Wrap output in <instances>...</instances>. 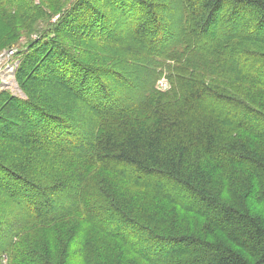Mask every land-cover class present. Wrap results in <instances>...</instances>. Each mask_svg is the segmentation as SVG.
Listing matches in <instances>:
<instances>
[{
    "label": "trees",
    "instance_id": "16d2710c",
    "mask_svg": "<svg viewBox=\"0 0 264 264\" xmlns=\"http://www.w3.org/2000/svg\"><path fill=\"white\" fill-rule=\"evenodd\" d=\"M155 1L0 0L26 95L0 94V264H264V0ZM79 226L121 243L72 257Z\"/></svg>",
    "mask_w": 264,
    "mask_h": 264
},
{
    "label": "rangeland",
    "instance_id": "374dc122",
    "mask_svg": "<svg viewBox=\"0 0 264 264\" xmlns=\"http://www.w3.org/2000/svg\"><path fill=\"white\" fill-rule=\"evenodd\" d=\"M33 3L39 4L40 1L42 0H31ZM156 3H164V1L162 0H156ZM177 7V4H176ZM177 12V11H176ZM172 13V12H171ZM12 14H15V12H12ZM60 17V15L55 16V19L53 20L54 22L56 20H58ZM20 28V27H19ZM6 28L4 27V24L2 22H0V32L4 31ZM24 41L20 42L19 44H14L12 46H7L4 47L2 49H0V94L3 91H6L10 94H12L15 97H20V98H25L26 95L25 93L22 91V89L20 88L18 79H17V71L18 68L20 66V64L22 63V54L25 51L24 50ZM117 49L115 50H110L111 52H115ZM10 51H15L16 55L12 57V59H10V56L8 55L10 53ZM21 58V59H20ZM14 59V60H13ZM89 61H92L89 58ZM11 63H15L16 67L13 68V72L12 73H7V69L11 68ZM8 65V67H7ZM133 65L131 62V66L130 69H133ZM6 69V70H5ZM214 71L217 73L216 77H219L221 79H225L229 74H226L227 70L224 68H220L217 67L214 69ZM163 74L161 75V77L158 79V81L156 82L155 88L158 91H166L164 89L160 88L161 83H166L167 84V91L170 89V81H169V77L166 76V72L163 70ZM236 81H238L237 77H236ZM111 87L114 89V86L112 85L111 82ZM112 89V90H113ZM119 89V88H118ZM118 89H114L115 91ZM113 90V91H114ZM47 95H49L50 98V102L49 104L53 105L54 107L61 109L62 111H66V113L70 116V120L73 122V124L78 125L79 123H81L87 113V110L85 109V107L79 103L78 101H76L75 99L73 100L71 97L68 96V94L66 92L63 91H59V92H49L47 93ZM12 119L14 120H18V117H13ZM3 198V196H0ZM3 205H2V209L5 213L7 214H11L10 210L8 209V205H7V201L4 203L2 201ZM167 204L164 205V209H166L168 207V205H170L168 202H166ZM173 208L176 210V227H181V228H187V225L189 222H192V228H195V224L199 223V219L193 215L190 214V212H187L186 207L181 204L176 202V207L173 205ZM166 213L164 211H154L152 214V219L155 223H157L158 225H154L152 223H150L153 226H156L158 228H160V225H164V215ZM4 216V215H2ZM80 227V226H79ZM77 227L80 233L77 234L76 240L74 241V243L72 244L71 248L73 250V256H78V254L80 253V248L83 245L81 243L83 237H86V239L88 240L90 238V236L96 238L97 240L100 241H110L109 239H112L118 243H121L119 241H117L112 235H109L103 231H95L92 228H85L84 226H81L80 228ZM90 229V231L88 230ZM5 231V228H4ZM81 238V239H78ZM48 241V239H47ZM116 246L119 244H115ZM121 246V245H119ZM123 247V246H121ZM124 252L126 253H131L128 249H125ZM75 253V254H74ZM73 260V264H81L79 260L77 259H72ZM142 258L141 259H137V264H143L142 262ZM8 262V258L2 260L3 264H7Z\"/></svg>",
    "mask_w": 264,
    "mask_h": 264
},
{
    "label": "built area",
    "instance_id": "2783aa9c",
    "mask_svg": "<svg viewBox=\"0 0 264 264\" xmlns=\"http://www.w3.org/2000/svg\"><path fill=\"white\" fill-rule=\"evenodd\" d=\"M8 55L10 56V59H12V57L16 55V52L15 51H10V53ZM7 67H8V65H7ZM10 67L11 68H9L7 70L5 69L7 71V73H12L13 72V68L16 67V64L15 63H11ZM160 88L164 89V90H167V84L166 83H161Z\"/></svg>",
    "mask_w": 264,
    "mask_h": 264
}]
</instances>
